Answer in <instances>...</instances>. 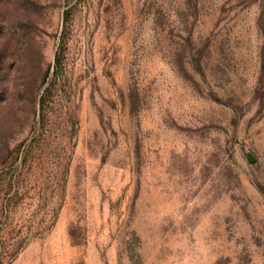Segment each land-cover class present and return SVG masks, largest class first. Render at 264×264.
Segmentation results:
<instances>
[{"label":"rangeland","instance_id":"rangeland-1","mask_svg":"<svg viewBox=\"0 0 264 264\" xmlns=\"http://www.w3.org/2000/svg\"><path fill=\"white\" fill-rule=\"evenodd\" d=\"M0 264H264V0H0Z\"/></svg>","mask_w":264,"mask_h":264}]
</instances>
